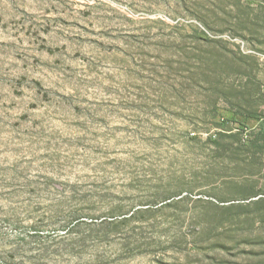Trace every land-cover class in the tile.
Segmentation results:
<instances>
[{"label": "rangeland", "instance_id": "obj_1", "mask_svg": "<svg viewBox=\"0 0 264 264\" xmlns=\"http://www.w3.org/2000/svg\"><path fill=\"white\" fill-rule=\"evenodd\" d=\"M264 0H0V264H264Z\"/></svg>", "mask_w": 264, "mask_h": 264}, {"label": "crops", "instance_id": "obj_2", "mask_svg": "<svg viewBox=\"0 0 264 264\" xmlns=\"http://www.w3.org/2000/svg\"><path fill=\"white\" fill-rule=\"evenodd\" d=\"M260 61H261V62H264V56H260ZM262 90H263V95H264V85H263V87H262Z\"/></svg>", "mask_w": 264, "mask_h": 264}]
</instances>
